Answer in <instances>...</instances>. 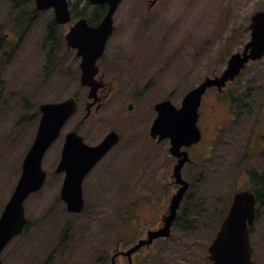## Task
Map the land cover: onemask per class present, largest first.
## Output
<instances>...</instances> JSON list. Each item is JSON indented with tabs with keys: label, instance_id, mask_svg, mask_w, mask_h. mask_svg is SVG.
Wrapping results in <instances>:
<instances>
[{
	"label": "rangeland",
	"instance_id": "obj_1",
	"mask_svg": "<svg viewBox=\"0 0 264 264\" xmlns=\"http://www.w3.org/2000/svg\"><path fill=\"white\" fill-rule=\"evenodd\" d=\"M145 1L124 0L114 15L113 34L97 65L120 93L82 126L88 90L80 86V60L64 43L49 40L52 33L38 29L7 68L0 65V215L36 133L40 106L71 96L79 104L78 113L44 155L45 184L24 201L28 227L3 249L2 264H108L117 240L124 249L156 226L173 194L168 186L173 162L167 141L155 144L148 136L154 106L169 100L179 107L184 95L205 78L220 76L230 56L250 39V18L264 10V0H160L147 12ZM240 74L221 94L216 116L199 123V147L208 154L202 159L192 152L198 165L183 171L190 184L187 214L181 219L178 214L171 238L157 241L134 264H209L207 248L223 218L215 224L209 211L214 217L224 214L235 192L250 189L249 172L262 171L264 57ZM247 93L255 95L242 98L251 115L236 118L230 98ZM75 125L88 144L109 131L121 140L85 177V207L71 214L60 201L63 174L55 168L64 136ZM208 220L213 226L206 225ZM250 243L253 264H264V199ZM115 264L124 263L119 258Z\"/></svg>",
	"mask_w": 264,
	"mask_h": 264
},
{
	"label": "water",
	"instance_id": "obj_2",
	"mask_svg": "<svg viewBox=\"0 0 264 264\" xmlns=\"http://www.w3.org/2000/svg\"><path fill=\"white\" fill-rule=\"evenodd\" d=\"M118 1L115 0L112 3L99 26L96 28L87 26L85 46L78 48L77 55L82 56L80 81L83 86L91 87L89 98L93 96L95 82L93 77L97 72L95 63L102 55L105 44L112 33V17ZM154 1L152 0V2ZM249 29L251 30L250 40L245 44L243 52L230 57L227 68L220 77L206 78L198 87L188 92L183 98L180 109L172 106L170 101H164L155 106L158 115L152 125V132L158 133L160 139L169 138L170 153L175 157H183L173 170V177L182 187L171 199L170 215L165 230L154 236H169V227L174 220L175 211L188 188V184L182 180L180 172L183 163L188 159L187 153L180 152V149L182 146H190L199 140L200 133L196 127V121L202 94L207 87L216 86L219 89L225 87L227 82L234 80L246 63L256 61L264 56V10L251 17ZM74 31L77 32V29L75 28ZM78 40L79 36L77 35ZM77 110L78 105L74 97L40 107L42 114L37 133L23 160L21 175L16 187L0 215V254L14 237L23 232L27 223L24 201L30 194L39 191L45 182L46 173L41 167L44 154L59 136L65 122ZM117 138L118 135L111 132L99 145L90 147L83 143L82 137L76 132L66 135L56 173L64 172L60 199L65 203L69 213L78 214L83 210L82 182L96 163L116 143ZM254 202V195L250 191L234 195L228 212L208 247L210 264H251L249 226L253 222ZM134 249L135 247L128 253ZM0 264H2L1 261ZM111 264H114V259Z\"/></svg>",
	"mask_w": 264,
	"mask_h": 264
},
{
	"label": "flooded vegetation",
	"instance_id": "obj_3",
	"mask_svg": "<svg viewBox=\"0 0 264 264\" xmlns=\"http://www.w3.org/2000/svg\"><path fill=\"white\" fill-rule=\"evenodd\" d=\"M114 1L115 0H0V65L2 66L3 64V68H7V66L12 63H9L10 60L15 58L17 52L25 44L28 43L27 38L33 37L38 29H41L43 32L52 33L50 35L51 39L49 40H52L54 44L64 43L68 50H72L74 52L75 58L80 57L77 55L78 48H83L85 46V34L88 30V27L99 26ZM123 1L124 0L118 1L114 14H116ZM159 2L160 0H156L154 3H152V0H149V2L148 0H146V11L151 12L154 7L159 4ZM75 28L77 29V32L74 31ZM77 35L79 36L78 41ZM33 39L34 38H32L31 40ZM48 59H50V56H48ZM48 72H51V70H49ZM93 78L95 80L94 88L92 91L93 96L91 97V99H88V94L91 92V88L88 87L87 99L85 104H88L89 108L85 110L83 117L81 118V120H79V126H82L87 117L97 115L109 98H112V96L120 93L119 86H117L112 79H107L105 71L100 69V66H98V73L95 74ZM219 93L220 92L215 87L208 88L205 91L204 95L201 98V104L199 107L200 114L198 123L208 117L216 116V106L221 96V94ZM129 104H131L132 108L134 109V104ZM208 108H211V110H208ZM204 109H206L205 115L203 113ZM79 126L75 125V128L71 129L65 135H68V133L70 132H76L77 134H79ZM199 129L201 132L200 141L197 144L186 148L190 160L189 163H185L183 165L182 172L187 165H198V162L192 159V152H198L197 155L202 159L207 158L208 151L201 150V148L199 147L201 141L203 140V132L201 128ZM149 131V134L152 138L149 136V134L148 136L155 142V144H160L163 141L167 140V138L159 140L160 135L156 132H152V127L151 129L149 128ZM64 140H66V136H64L63 143H65ZM120 140L121 139L119 135L116 144H118ZM83 141L85 142L84 139ZM99 142H97L96 144H88L87 142L85 143L89 146H95ZM172 162L174 166V164L177 162V159L173 158ZM173 166L171 167V172L168 177V186L171 188V193L174 194L178 190L179 186L171 178ZM161 168L163 169V171L165 170L162 165ZM249 175L253 179L252 181L255 189L254 192L258 202L256 214L259 216L264 199V190L263 193H260V191H262V189L264 188V185L262 184L264 164L263 169L260 173L251 171L249 172ZM257 194H259V198ZM163 205L164 201L162 202L160 209H162ZM167 207L168 203L165 206V210L158 217L157 225L149 228L146 231L147 235L145 233V235L137 240L138 243L141 244L142 242V244H144L145 241L148 240L150 246H155L157 244V241L164 242V237L153 236L156 234L154 233L155 231L159 230L158 233H162L166 228L167 220L164 217L167 215ZM175 224L176 221L173 223V226L171 228L172 234ZM135 244L136 242L133 244H128L124 249H121V244L117 241L115 248H113L112 250L113 254L111 256L117 254L116 259L120 258L124 264H128V253L126 255L123 253ZM146 249L147 248L141 247V245L137 249H134V251L130 255L132 256V264H134V259L137 256H141L146 252ZM147 250H150V247Z\"/></svg>",
	"mask_w": 264,
	"mask_h": 264
},
{
	"label": "trees",
	"instance_id": "obj_4",
	"mask_svg": "<svg viewBox=\"0 0 264 264\" xmlns=\"http://www.w3.org/2000/svg\"><path fill=\"white\" fill-rule=\"evenodd\" d=\"M243 96L252 97L254 95L253 94H249V93H247V94H240L239 95V97H243ZM237 99H238V97H237ZM238 105H239V103H238ZM262 184L264 185V175L262 176ZM263 190H264V188L262 189V191H260V193H263ZM257 195H258V198H259V194H257ZM189 199H190V197H187V202H186V204L183 206V208L181 210V217H180V219L183 218V216H185L187 214V212H188L189 205H191V204H189ZM197 207H198V213L203 214L204 211L201 210L199 204H197ZM209 212H210V214L212 213L213 219L215 221V224H218L219 221H220V219L222 218L223 212H218L215 217H214V212L212 210H210Z\"/></svg>",
	"mask_w": 264,
	"mask_h": 264
},
{
	"label": "bare ground",
	"instance_id": "obj_5",
	"mask_svg": "<svg viewBox=\"0 0 264 264\" xmlns=\"http://www.w3.org/2000/svg\"><path fill=\"white\" fill-rule=\"evenodd\" d=\"M39 193V192H38ZM52 208V207H51ZM33 227V226H32ZM48 229V228H47Z\"/></svg>",
	"mask_w": 264,
	"mask_h": 264
}]
</instances>
